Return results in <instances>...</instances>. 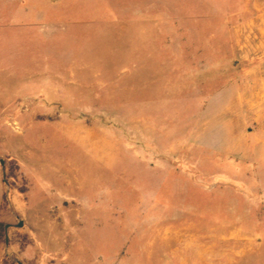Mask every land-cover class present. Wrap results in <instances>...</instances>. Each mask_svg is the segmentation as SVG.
I'll return each mask as SVG.
<instances>
[{"label": "rangeland", "instance_id": "1", "mask_svg": "<svg viewBox=\"0 0 264 264\" xmlns=\"http://www.w3.org/2000/svg\"><path fill=\"white\" fill-rule=\"evenodd\" d=\"M0 264H264V0H0Z\"/></svg>", "mask_w": 264, "mask_h": 264}, {"label": "water", "instance_id": "2", "mask_svg": "<svg viewBox=\"0 0 264 264\" xmlns=\"http://www.w3.org/2000/svg\"><path fill=\"white\" fill-rule=\"evenodd\" d=\"M3 176H4V179H5V172H4V170H3ZM5 182H6V179H5ZM18 227H20V226H22V224L20 223V224H18L17 225ZM8 226H6V228H7Z\"/></svg>", "mask_w": 264, "mask_h": 264}]
</instances>
